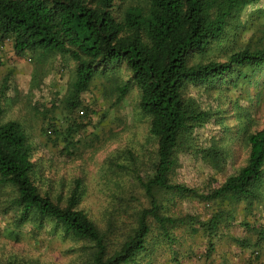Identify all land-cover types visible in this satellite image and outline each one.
<instances>
[{
	"label": "rangeland",
	"instance_id": "1",
	"mask_svg": "<svg viewBox=\"0 0 264 264\" xmlns=\"http://www.w3.org/2000/svg\"><path fill=\"white\" fill-rule=\"evenodd\" d=\"M144 0H117L121 17ZM264 46V6L247 5L227 27L220 42L191 54L190 63L225 61L243 48ZM76 62L66 55L27 52L16 55L12 41H0V123L18 121L32 147V177L42 193L64 200L79 180L83 209L116 245L148 206L137 175L147 177L155 161L156 140L150 118L139 108V89L128 82L125 65L98 71L88 89L74 98L70 91ZM225 75L211 86L188 84L184 96L210 113L208 121L180 141L177 164L169 179L199 192L217 188L247 162V135L264 128V68L249 80ZM78 124L77 132L70 131ZM71 133V136L69 135ZM217 150L218 158L211 155ZM163 214L184 217L169 228L171 240L150 220L145 250L129 264H264V165L251 196L200 200L192 194L155 189ZM16 189L0 183V261L16 256L40 264H85L90 245L53 231L17 225ZM63 202V201H62ZM221 215L210 238L201 222Z\"/></svg>",
	"mask_w": 264,
	"mask_h": 264
},
{
	"label": "trees",
	"instance_id": "2",
	"mask_svg": "<svg viewBox=\"0 0 264 264\" xmlns=\"http://www.w3.org/2000/svg\"><path fill=\"white\" fill-rule=\"evenodd\" d=\"M116 1L0 0V41L11 40L16 55L58 53L76 62L68 102L71 107H76L74 98L88 89L98 71L125 65L130 78L120 87V96L133 83L140 92L139 108L150 118L149 134L156 140V157L147 177L137 175L148 206L138 212L134 226L116 245H111L107 234L79 208V180L64 200L55 201L42 193L32 177V147L22 125L15 120L0 123V183L16 189L17 225L31 222L39 230L50 223L54 232L89 243L91 251L85 264L133 263L145 250L153 225L150 220L171 240L169 228L185 224V218L163 214L155 189L192 194L200 200L251 196L264 165L263 128L247 135L246 164L217 188L203 193L169 179L177 164L180 141L210 118L194 99L184 96L185 87L211 86L234 72L235 77L249 80L264 68V46L234 51L222 62L190 63L191 54L220 42L245 6H264V0H144L145 5L126 7L120 18L114 13ZM73 125L70 131L77 132L80 126ZM211 151L217 159V150ZM220 219L216 214L201 222L210 238L215 236ZM0 264L40 263L13 256Z\"/></svg>",
	"mask_w": 264,
	"mask_h": 264
}]
</instances>
